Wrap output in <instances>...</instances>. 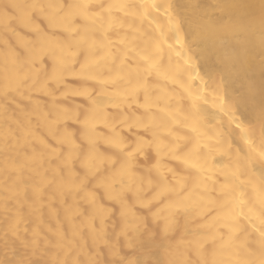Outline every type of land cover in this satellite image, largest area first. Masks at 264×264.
<instances>
[{
	"label": "bare ground",
	"instance_id": "bare-ground-1",
	"mask_svg": "<svg viewBox=\"0 0 264 264\" xmlns=\"http://www.w3.org/2000/svg\"><path fill=\"white\" fill-rule=\"evenodd\" d=\"M261 16L260 0H0V84L6 69L13 80L27 76L43 81L57 59L68 61L64 83L55 95L63 106H81L83 121L88 102L82 97L64 99L61 93L64 85L75 88L83 83L72 70L79 73L87 45L95 41L98 63L93 69L109 81L103 92L100 86L93 88L101 113L92 129L97 148L117 160L138 138L155 140L160 148L159 155L155 145L137 155L132 175L118 178L112 186L113 195L146 219V229H129L127 237L119 234L120 202L108 199L98 187L100 178L113 174V165L105 164L86 177L75 160V175H64L69 183L84 181L79 191L63 199L53 195L38 214L27 205L20 207L21 227L28 229L25 238L30 241L34 229L39 233L35 254L19 241L0 240V259L30 258L34 264H44L52 256L100 264L258 260L264 239ZM196 23L203 25L199 33L193 32ZM105 51L110 57L99 59ZM31 95L45 111L51 109V97L36 91ZM17 102L21 109L29 105L27 99ZM26 111H0V203L10 194L4 192L6 177H19L18 187L36 183L38 173L59 163L49 158L51 148L57 149V156H66L69 145L57 143L65 131L81 156L89 147L82 122L46 125ZM137 121L146 127H136ZM114 133L126 147L105 143ZM160 183L169 184L172 191L142 207L138 200H151ZM87 192L95 193L96 205L112 209L102 235ZM177 200L185 207L169 216L166 206ZM74 207L79 214L69 217L66 209ZM3 220L0 215V224ZM113 247L118 256H113Z\"/></svg>",
	"mask_w": 264,
	"mask_h": 264
},
{
	"label": "snow or ice",
	"instance_id": "snow-or-ice-1",
	"mask_svg": "<svg viewBox=\"0 0 264 264\" xmlns=\"http://www.w3.org/2000/svg\"><path fill=\"white\" fill-rule=\"evenodd\" d=\"M15 7V5H12ZM261 6V20L264 23V0H260ZM83 7V6H81ZM104 7V5H100ZM221 7H230V5L222 4ZM232 27V26H229ZM203 29V25L200 23L193 24V32L199 33ZM96 47L95 41H92L87 45V51L83 63L80 65V71L77 73L72 70V74L78 79L82 80L78 87L68 88L64 85V90L61 96L66 99L68 96L82 97L90 105L83 113V121L80 120L81 112L80 107L77 106L75 109L63 106L61 103L57 102L55 95V90H58L60 86L64 83V65L68 63L63 59H57L54 64L53 71L48 75L43 81H38L36 77L27 76H17L14 80L8 75V70H5V76L3 83L0 84V111L5 114L10 111L20 110L26 111V115L35 116L38 121L44 122L46 125H54L60 123L61 121L73 120L74 122H82L85 128V139L88 141L87 153L83 156L77 151L78 145L71 138V134L65 131L63 137L57 138V143H67L69 145V151L63 158L56 155L57 149L51 148L49 158L55 157L59 163L56 166L49 165L44 169L40 175V180L36 183L23 184L22 187H18L20 178L6 177L4 183V192L10 193L5 195L3 202L0 203V215L4 217L3 224H0V240L4 241L5 244L13 243L19 241L24 248H32L33 255L36 249L39 247L37 240L38 231H32V239L29 241L25 238L28 232L27 228H22L21 224L23 222L22 214L20 212V207L27 205L33 213H39L41 208L45 205L46 200L51 201L53 195L59 196L61 199L73 190L79 191L84 184L81 180L79 183H69L65 181V175L72 177L75 175L73 171V162L75 160L80 161V165L85 169V176L94 175L101 167L105 164H111L114 166L115 170L111 176L102 177L98 181V187H102L108 196V199H118L120 202L119 216H120V235L127 237L129 229H133L136 232H141L142 229H146V219L144 217L138 216L128 204L124 202L122 197L113 195L114 189L113 184L118 178H123L132 175V169L134 166V161L137 155L144 154L145 150L153 145H155L157 154L159 155L160 148L159 144L155 140L145 141L142 138H138L135 146L129 148L126 154H124L120 159H114L111 155H105L101 153L97 148V138L92 132L94 128V122L101 117L100 107L93 97V88L95 86H100L101 92L104 91L103 85L107 84L109 81L99 76L97 72L93 69V65L98 63L97 53L94 51ZM75 55V53H70ZM110 53L105 51L102 56L99 57L101 60H106L110 57ZM31 79V84L27 83V80ZM89 81H94V84H89ZM36 91L43 94L44 96L51 97V109L45 111L42 107V102L38 98H34L31 93ZM133 96L135 95V90H133ZM27 99L29 105L25 106V109H21L20 103L17 101ZM147 99V96H146ZM15 105V109L13 106ZM147 106V105H145ZM262 119H264V109H262ZM50 116H54L55 119H49ZM106 122V121H105ZM107 126V124H106ZM130 127L132 125H129ZM136 127H141L142 122L137 121ZM45 144L43 140L40 141ZM105 143L118 148L123 149L126 147L124 140L119 136L118 133H114L112 137L106 138ZM261 146L262 150L260 153L261 159L264 160V127L261 129ZM45 147H49L45 144ZM118 164V167L115 165ZM158 166V165H157ZM7 171V169H5ZM35 171V170H34ZM151 183V181H149ZM172 191V187L167 183H160L158 185V190L154 191L151 200H138L142 207H147L152 200H159L164 197L167 193ZM86 197L89 203H92L94 207L93 219H99L101 228L99 234H103V224L106 218L112 213V209L105 208L102 205H96L95 193L87 192ZM163 202V201H161ZM168 209V215L172 216L177 214L185 205L183 202L170 201L166 206ZM66 214L71 217L72 215L79 214V208L66 209ZM159 213L153 215V219H157ZM91 227V224L89 225ZM93 232L97 230L93 227ZM167 231V229H166ZM75 234V232H74ZM261 236L264 237V231L261 232ZM260 255L258 260H252L247 262V264H264V239L261 241ZM113 256H118L119 252L113 247ZM5 264H34L33 260L30 258L18 259L14 262H5ZM44 264H100L96 260L80 261L72 260L71 262L66 259L57 260L52 256L50 261H45ZM128 264H133L129 261Z\"/></svg>",
	"mask_w": 264,
	"mask_h": 264
},
{
	"label": "clouds",
	"instance_id": "clouds-1",
	"mask_svg": "<svg viewBox=\"0 0 264 264\" xmlns=\"http://www.w3.org/2000/svg\"><path fill=\"white\" fill-rule=\"evenodd\" d=\"M0 264H5V261L3 259H0Z\"/></svg>",
	"mask_w": 264,
	"mask_h": 264
}]
</instances>
